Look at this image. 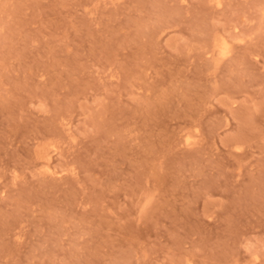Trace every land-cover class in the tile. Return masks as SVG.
Wrapping results in <instances>:
<instances>
[{
	"label": "rangeland",
	"instance_id": "obj_1",
	"mask_svg": "<svg viewBox=\"0 0 264 264\" xmlns=\"http://www.w3.org/2000/svg\"><path fill=\"white\" fill-rule=\"evenodd\" d=\"M0 264H264V0H0Z\"/></svg>",
	"mask_w": 264,
	"mask_h": 264
}]
</instances>
